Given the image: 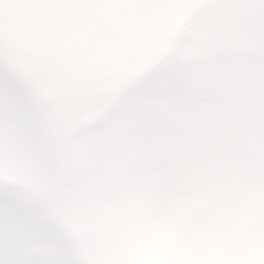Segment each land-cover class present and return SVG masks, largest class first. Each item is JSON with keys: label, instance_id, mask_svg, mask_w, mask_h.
I'll return each instance as SVG.
<instances>
[{"label": "clouds", "instance_id": "1", "mask_svg": "<svg viewBox=\"0 0 264 264\" xmlns=\"http://www.w3.org/2000/svg\"><path fill=\"white\" fill-rule=\"evenodd\" d=\"M0 264H264V0H0Z\"/></svg>", "mask_w": 264, "mask_h": 264}]
</instances>
